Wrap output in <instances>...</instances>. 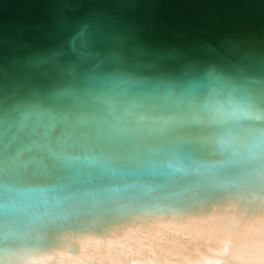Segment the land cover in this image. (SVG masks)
Segmentation results:
<instances>
[{
  "label": "water",
  "instance_id": "water-1",
  "mask_svg": "<svg viewBox=\"0 0 264 264\" xmlns=\"http://www.w3.org/2000/svg\"><path fill=\"white\" fill-rule=\"evenodd\" d=\"M231 219L264 223V0H0V264Z\"/></svg>",
  "mask_w": 264,
  "mask_h": 264
},
{
  "label": "bare ground",
  "instance_id": "bare-ground-1",
  "mask_svg": "<svg viewBox=\"0 0 264 264\" xmlns=\"http://www.w3.org/2000/svg\"><path fill=\"white\" fill-rule=\"evenodd\" d=\"M221 223L193 235L181 230V235H188L187 242L175 237L141 243L137 249L129 245L128 249L124 245L120 250L113 247L105 255L100 253L96 264H264L263 222L243 228L235 219ZM90 259L86 264H95L94 258Z\"/></svg>",
  "mask_w": 264,
  "mask_h": 264
}]
</instances>
